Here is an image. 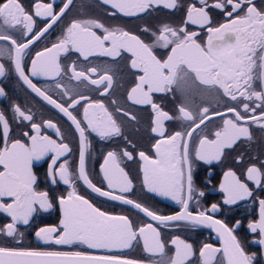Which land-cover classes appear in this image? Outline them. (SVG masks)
Instances as JSON below:
<instances>
[{
  "label": "snow or ice",
  "instance_id": "obj_1",
  "mask_svg": "<svg viewBox=\"0 0 264 264\" xmlns=\"http://www.w3.org/2000/svg\"><path fill=\"white\" fill-rule=\"evenodd\" d=\"M76 9L0 0V264H264V0Z\"/></svg>",
  "mask_w": 264,
  "mask_h": 264
},
{
  "label": "flooded vegetation",
  "instance_id": "obj_2",
  "mask_svg": "<svg viewBox=\"0 0 264 264\" xmlns=\"http://www.w3.org/2000/svg\"><path fill=\"white\" fill-rule=\"evenodd\" d=\"M77 4V9L76 11L88 15L94 12V0H76ZM7 90L10 92V95L13 96V98L17 99L18 102L21 104H25L27 101L31 100L32 103H36L39 105V101L36 98L30 97L25 90L23 89H16L15 88V81L14 80H9L7 82H4ZM7 101H4L3 99H0V108L4 107ZM97 150H99V145L96 146ZM98 158V157H97ZM98 167V165H97ZM213 199L218 198L217 196L213 195ZM157 207L161 208L165 212H169L171 210V207H173L171 201L167 200H161L160 203L156 205ZM2 217H0V221H2ZM182 235H189L190 238L197 243H199L201 240H205L208 238L209 233L207 230H202L201 232L198 233H184L181 232ZM214 237V234H213ZM131 255H135V253H130Z\"/></svg>",
  "mask_w": 264,
  "mask_h": 264
}]
</instances>
